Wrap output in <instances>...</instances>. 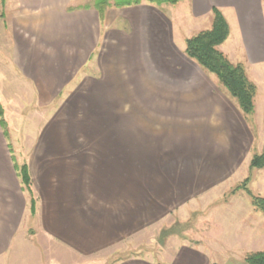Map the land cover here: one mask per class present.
I'll return each instance as SVG.
<instances>
[{"label":"crops","instance_id":"obj_1","mask_svg":"<svg viewBox=\"0 0 264 264\" xmlns=\"http://www.w3.org/2000/svg\"><path fill=\"white\" fill-rule=\"evenodd\" d=\"M186 1L192 16L221 9L231 27L221 50L237 61L245 46L246 69L264 92V0ZM77 2L17 0L9 17L11 40L0 49L10 128L7 138L0 126V264L30 194L15 161L28 166L45 232L76 252L117 246L204 205L213 229L220 225L215 235L235 244L211 249L191 237L160 245L155 259L114 264H248L244 254L264 248V218L249 199L219 195L249 163L253 116L187 55L159 6H130L125 25L112 26L109 9L102 21L95 7L69 11Z\"/></svg>","mask_w":264,"mask_h":264},{"label":"rangeland","instance_id":"obj_2","mask_svg":"<svg viewBox=\"0 0 264 264\" xmlns=\"http://www.w3.org/2000/svg\"><path fill=\"white\" fill-rule=\"evenodd\" d=\"M111 2L131 3V5L123 4L125 6L122 5L121 7L113 5L109 8L108 13L112 20V26H117L119 24L125 25V22L122 21L125 19L122 18V16H126L125 14L131 15L133 13L131 10L137 7H129L135 6L136 0H111ZM16 3L17 0H7V2L3 4L0 0V49L3 50L7 49V45L11 40L9 17L14 13L17 5ZM94 3L95 0H78L72 7L86 5L94 7ZM151 4L152 3L148 0H141V4H138L140 5L138 7L152 6ZM156 6L157 5H155V7ZM160 8L166 16L173 19L175 27H177L181 34V38H185L183 41L185 44L187 38L203 29L211 27L212 14L210 16L201 14L192 16L189 11V2L186 0H181L177 4H162ZM147 14L149 15L148 20L151 21L152 16H150L149 11ZM4 17L5 19H3ZM242 49L245 55L244 57L241 58V55L238 54L236 56L238 59L237 61L230 60L234 63L242 62L245 67H249L251 60L245 52V46H242ZM4 73L6 72H1L2 75ZM253 73L255 72L253 71ZM248 76L252 80L249 73ZM257 77L260 79V76L257 75ZM2 80H5V78L2 77ZM257 96L256 110L253 115L255 141L251 151V158L249 163L247 162L244 166L245 168L242 171L241 179L230 189H227L219 195L222 200H227L233 196H239L246 200L249 199L252 204L251 197L245 189L240 187L235 190L246 178L250 180L247 185L253 193L264 195V168H252L250 165L253 154L261 152L264 144V92L257 93ZM15 159L17 162L19 161L16 156ZM22 164L23 163H20V165ZM23 197L25 198L26 206L21 219L17 221V225L11 230V233L12 231L15 232V238L12 244L13 247H11L3 257L4 264H114L122 259L138 255L143 256V254L155 259L158 254L157 248H159L160 245H166L167 242L168 244L175 245L181 240L191 239V237L193 240H197V243L206 244L211 249L225 244H235L236 242V238L234 237L229 236L228 238L220 234L215 235V233H219L220 225L216 224L213 229V220L210 219V221H207L210 216L207 215L209 210L206 209V206L201 205L197 209H192L189 205L185 208V214L182 215L181 218L171 215L166 220L150 226L149 229L133 234L117 246H111L93 254H85L76 252L75 249L71 247H65L60 241L49 236L44 230V222L41 220V214H38V216L36 213L32 215L30 211V199L33 197L35 198L34 194L25 192L23 193ZM255 210L264 218L261 211L256 208ZM259 213H256V215ZM164 231H167L165 235H163ZM212 255L216 256L218 261L222 260L219 258L222 254L212 253Z\"/></svg>","mask_w":264,"mask_h":264},{"label":"trees","instance_id":"obj_3","mask_svg":"<svg viewBox=\"0 0 264 264\" xmlns=\"http://www.w3.org/2000/svg\"><path fill=\"white\" fill-rule=\"evenodd\" d=\"M6 0H1L4 4ZM157 6L170 3L177 4L181 0H148ZM123 4L131 5V3H113L111 0H95L94 7L99 12L102 21L105 20L106 13L113 5L121 7ZM141 4V0H136V5ZM125 6V5H123ZM86 6H70L69 11L75 9L89 8ZM231 33L230 24L218 7L212 9V24L210 28L203 29L186 40L185 52L187 55L195 59L198 64L208 73L214 74L217 84L233 99L237 107L244 116L251 120L256 110V96L258 87L256 83L248 76L247 69L242 62L234 63L221 50L220 46L227 40ZM0 126L3 129L5 137L9 138V127L4 116V109L0 104ZM12 150V146L9 145ZM252 168H264V144L262 151L254 153L250 163ZM15 168L21 177L23 188L32 194V182L26 163L19 165L15 161ZM249 178L235 188L242 187L251 197L253 206L264 215V195H257L248 187ZM30 211L32 215L36 213V199H30ZM167 231L163 232L165 235ZM244 261L248 264H264V248L260 251L248 252L244 256ZM218 264V263H212Z\"/></svg>","mask_w":264,"mask_h":264}]
</instances>
